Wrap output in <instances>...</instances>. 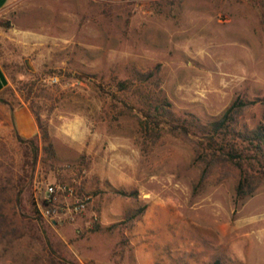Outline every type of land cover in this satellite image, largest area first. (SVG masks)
Returning a JSON list of instances; mask_svg holds the SVG:
<instances>
[{
    "label": "rangeland",
    "instance_id": "obj_1",
    "mask_svg": "<svg viewBox=\"0 0 264 264\" xmlns=\"http://www.w3.org/2000/svg\"><path fill=\"white\" fill-rule=\"evenodd\" d=\"M156 64L176 116L264 98V0H16L0 14V264H47V238L78 264H264V179L236 200V172L213 169L195 190L193 144L139 130V85L117 83ZM240 122L264 125V103ZM16 135L53 155L30 170ZM73 179L84 210L58 193L41 216L46 186Z\"/></svg>",
    "mask_w": 264,
    "mask_h": 264
},
{
    "label": "trees",
    "instance_id": "obj_2",
    "mask_svg": "<svg viewBox=\"0 0 264 264\" xmlns=\"http://www.w3.org/2000/svg\"><path fill=\"white\" fill-rule=\"evenodd\" d=\"M158 66L156 64L142 72L135 71L134 80H120L117 83L122 90L127 89L133 82L139 85V98L144 108L142 115L137 116V121L142 135L148 138H158L163 134L182 135L193 144V161L200 167L198 180L194 185L195 190L197 186L204 183L213 169L221 172L233 169L236 172L235 199L240 200L251 195L264 179V125L258 123L248 128L240 122V116L243 110L250 105L256 102L264 103V98L247 99L237 95L219 115L205 122H201L191 113L176 116L171 102L161 88ZM6 91H11V87L4 86L0 90V103L2 104H8L2 97V93ZM33 119L42 139L46 141L47 133L40 125L38 116L34 114ZM35 137L22 138L16 135L22 165H26L30 170L37 161L39 150H42L48 157L53 155L51 144L47 142L39 149ZM17 194L18 192L16 197ZM31 203L33 205V201ZM1 208L2 203H0V226L6 217ZM33 212L39 217L34 206ZM4 238L5 233H2L0 241ZM43 245L47 250L45 253L47 264H78L67 260L58 252L59 250L53 247L49 238L43 242ZM212 264H218V261Z\"/></svg>",
    "mask_w": 264,
    "mask_h": 264
},
{
    "label": "built area",
    "instance_id": "obj_3",
    "mask_svg": "<svg viewBox=\"0 0 264 264\" xmlns=\"http://www.w3.org/2000/svg\"><path fill=\"white\" fill-rule=\"evenodd\" d=\"M56 77H50V82H55ZM77 181L74 179L71 183H61L57 185H47L44 189L42 196V205L39 208V213L43 217H51L55 212L54 201L56 200V195L58 193L66 195L69 202L66 203V207L70 212H80L84 210L86 206V201L84 197H79L74 188V184Z\"/></svg>",
    "mask_w": 264,
    "mask_h": 264
},
{
    "label": "crops",
    "instance_id": "obj_4",
    "mask_svg": "<svg viewBox=\"0 0 264 264\" xmlns=\"http://www.w3.org/2000/svg\"><path fill=\"white\" fill-rule=\"evenodd\" d=\"M14 2H16V0H0V14L5 13L14 4ZM8 83H9L8 79H7L4 71L2 70V68L0 66V90L4 86L8 85ZM19 107L26 108L24 106V104L19 106ZM26 110L29 112V110L27 108H26ZM29 114L31 115L30 112H29ZM31 117H32V115H31ZM32 119H33V117H32Z\"/></svg>",
    "mask_w": 264,
    "mask_h": 264
}]
</instances>
